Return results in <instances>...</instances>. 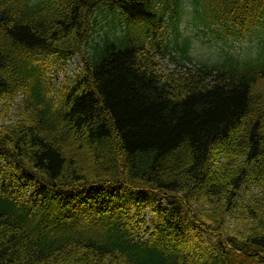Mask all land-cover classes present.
I'll use <instances>...</instances> for the list:
<instances>
[{
  "label": "trees",
  "instance_id": "16d2710c",
  "mask_svg": "<svg viewBox=\"0 0 264 264\" xmlns=\"http://www.w3.org/2000/svg\"><path fill=\"white\" fill-rule=\"evenodd\" d=\"M183 11L263 36L169 70ZM0 264H264V0H0Z\"/></svg>",
  "mask_w": 264,
  "mask_h": 264
},
{
  "label": "rangeland",
  "instance_id": "374dc122",
  "mask_svg": "<svg viewBox=\"0 0 264 264\" xmlns=\"http://www.w3.org/2000/svg\"><path fill=\"white\" fill-rule=\"evenodd\" d=\"M92 19H95L97 25L88 41V46L85 47L87 52L91 45L100 42L105 35L111 37L113 34H119L125 25L122 18H119L117 15L114 17L112 12L107 8L97 11ZM171 24L168 16H166L165 22H163L159 30L160 33L157 35V40L163 39V46L173 48L174 53L172 54L176 58L180 57L176 51L178 49L176 46H179L184 40H187L189 43V56L195 61L207 63H209L208 61H213L217 57V53L221 52L233 53L240 56H244L250 52L253 54V49L256 47L258 39L263 36V33L258 31L245 39L232 40L216 28L210 31L201 30L185 14L174 28ZM174 29L177 30V33H175ZM78 63L79 59L73 58L67 62L63 70L61 66L56 67L55 72L53 71L51 75L52 83L60 82L64 77L74 74L77 71ZM162 64L168 69L173 68V64L168 63L167 59H164Z\"/></svg>",
  "mask_w": 264,
  "mask_h": 264
}]
</instances>
